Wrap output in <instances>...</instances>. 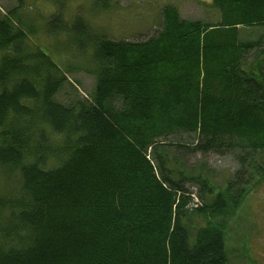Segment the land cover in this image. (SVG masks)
Wrapping results in <instances>:
<instances>
[{"label":"trees","instance_id":"trees-1","mask_svg":"<svg viewBox=\"0 0 264 264\" xmlns=\"http://www.w3.org/2000/svg\"><path fill=\"white\" fill-rule=\"evenodd\" d=\"M15 1L0 16V264H229V209L264 181V33L239 37L264 27V0H212L215 23L164 6L141 41L53 14L46 32L90 52L96 79L65 102L67 70ZM210 152L234 154L223 185Z\"/></svg>","mask_w":264,"mask_h":264},{"label":"rangeland","instance_id":"rangeland-1","mask_svg":"<svg viewBox=\"0 0 264 264\" xmlns=\"http://www.w3.org/2000/svg\"><path fill=\"white\" fill-rule=\"evenodd\" d=\"M212 0H24L21 16L32 21L30 43L44 47L57 56L64 69L66 84L56 94L65 102L67 97L79 95L90 98L95 87V75L90 68L91 54H81L68 41L66 32L47 33L45 21L55 13L63 22H72L77 16L94 32L107 39L141 41L156 33L162 26L161 9L171 6L178 19L215 23L218 12ZM15 0H0V16L16 6ZM264 33V27L240 28L241 39H255ZM91 63V64H90ZM191 138V136H190ZM230 151V150H229ZM207 161L212 168V180L222 183L237 168L233 152H210ZM193 192L195 189H192ZM225 237L231 254L229 264H264V181L248 189L240 205L229 209ZM239 253L240 256L237 254Z\"/></svg>","mask_w":264,"mask_h":264}]
</instances>
